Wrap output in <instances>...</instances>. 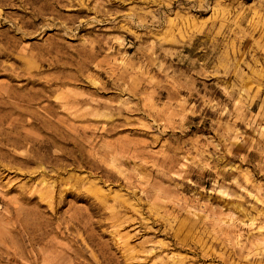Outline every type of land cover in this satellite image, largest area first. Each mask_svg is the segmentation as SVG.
I'll use <instances>...</instances> for the list:
<instances>
[{"label":"rangeland","instance_id":"1","mask_svg":"<svg viewBox=\"0 0 264 264\" xmlns=\"http://www.w3.org/2000/svg\"><path fill=\"white\" fill-rule=\"evenodd\" d=\"M0 264H264V0H0Z\"/></svg>","mask_w":264,"mask_h":264}]
</instances>
